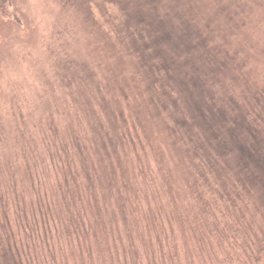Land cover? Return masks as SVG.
Wrapping results in <instances>:
<instances>
[{
    "label": "rangeland",
    "instance_id": "obj_1",
    "mask_svg": "<svg viewBox=\"0 0 264 264\" xmlns=\"http://www.w3.org/2000/svg\"><path fill=\"white\" fill-rule=\"evenodd\" d=\"M239 6L250 12L246 21L251 24L234 31L221 0H0V135L6 136L0 142V192L2 187L6 201L5 189L14 191L8 193L17 209L10 242L21 250L24 245L27 252L22 257L18 248L2 247L1 253L9 251L13 260L2 256L1 264H131L123 256L121 263H113L118 255L110 251L120 248L117 232L132 213L143 235L149 223L153 236L169 239L160 247L156 238L144 237L158 254L153 264H242L248 241L241 237L239 244L237 231L250 232L254 261L264 264V206L217 210L223 226L225 217L229 220L231 240L223 229L197 234L201 222L196 212L190 217L192 232L182 231L186 215L181 210L190 202L189 183L195 187L190 177L196 175H190L192 145L184 139L190 131L198 136L199 127L189 122L199 124L202 117L208 128L215 124L213 130L220 132L230 124L223 101L230 96L247 102V91L264 111V22L256 25L264 9ZM130 16L142 18L129 29ZM206 30L219 44L218 52L239 50L233 64L234 53L226 52L228 74L220 69L213 81L200 76L206 70L200 60L205 45H194L208 38ZM130 31L143 34V42L152 40L158 56L177 70L171 74L167 65L160 72L154 65L150 70L134 50ZM240 53L248 56L238 66ZM156 74L164 78L157 82ZM73 87L83 99L104 93L110 101L104 106L112 114L104 122L97 115L92 119L95 128L110 127V136H102L96 151L85 146L89 141L81 134V119L63 101V91ZM245 120L253 121L252 112ZM70 145L75 152L70 153ZM256 193L252 189L254 200ZM152 210L155 223L148 217ZM140 240L133 239L130 253L145 255ZM5 242L10 243L2 233L0 243Z\"/></svg>",
    "mask_w": 264,
    "mask_h": 264
},
{
    "label": "flooded vegetation",
    "instance_id": "obj_2",
    "mask_svg": "<svg viewBox=\"0 0 264 264\" xmlns=\"http://www.w3.org/2000/svg\"><path fill=\"white\" fill-rule=\"evenodd\" d=\"M173 62V61H172ZM174 63V62H173ZM175 64V63H174ZM171 65V63H170ZM172 66V65H171ZM70 83H72V79H70ZM75 86V82H73ZM62 87V84H59ZM58 85V87H59ZM71 92V94H68ZM115 92H117L115 90ZM119 92H122L119 90ZM106 93V92H105ZM108 94V93H106ZM109 95V94H108ZM65 99L66 105L68 107L70 106V109L75 110V115L76 118L79 116L81 121L79 122L77 119V122L79 123L80 129H81V134L83 135V139H87L89 142L85 143V146H90V148L94 151L97 150V146L100 141H104L105 138L102 136H110V127L107 126L106 128H95L92 125V119L94 118V115H97L101 118V120L104 122L106 118H108L112 113L108 112L105 110L104 103L110 102L108 101L107 97L102 94H95L91 99L86 100L83 99L79 92H76L74 87L72 90L66 88L65 91H63V101ZM54 109V107L52 108ZM23 116V114H22ZM23 118V117H22ZM75 118V120H76ZM86 118L88 119V122L86 121ZM82 122H85L86 125L89 128H85L82 126ZM36 124V123H35ZM45 123H43L44 126ZM214 125H211V128H209L210 132L207 134L200 135L197 130L196 133L198 136L194 134L193 131H190L188 133V139H184L186 143L189 144V142L192 145V148L189 147L188 151L189 154L188 156L191 159V174H196L190 178H194L195 180V187H192V185L189 183V198L190 202L188 206L183 208L181 212H184L183 215L185 216L184 219V226L182 227V231H190L192 232V222L190 220V217H192V213L196 212L197 215L196 217L199 218L201 222V227L199 229V233L203 236L205 234L215 230L217 232H221L223 229L222 221H221V214L217 211L218 209H222L224 206H230L231 209H236L238 205V198L240 189L237 186V179H236V173H237V166H236V158L237 154H233L230 156L231 158V171L224 170L223 171V166L224 164H228V161L225 159V157L221 152L222 150V143L219 142V138L221 137V130L220 132L213 130ZM113 129H116L113 127ZM222 129V128H221ZM215 132V133H214ZM6 136L0 135V142L1 139L4 141ZM70 140H72V134L69 135ZM217 138L218 143H214V139ZM202 139H206L204 142L201 143ZM78 140H80L78 138ZM5 142V141H4ZM91 142V143H90ZM6 145V143H4ZM197 144H200L198 150L193 149L197 146ZM8 146V145H6ZM231 146V145H230ZM71 148H69L70 153L75 152V149L73 145H70ZM192 150L194 153L192 154ZM197 151V152H196ZM217 152L218 155H216L214 152ZM219 152V153H218ZM61 159H66L65 157H62ZM230 161V159H229ZM196 172V173H195ZM215 176V177H214ZM230 179L231 184H232V189L231 192L227 194V196L223 195L224 189H223V183L227 182V179ZM8 193L13 194V189L12 188H7L5 189ZM6 195V201L4 200L5 195L4 194V189L1 187V192H0V235L2 233H5V238L8 237L9 242H10V237L14 235L13 231V226L11 222V217L16 219V213L17 209L14 204V198L9 197V195ZM218 193L219 196L217 198L210 196L211 194ZM198 196H197V195ZM222 195L224 198H222ZM201 199V201H199ZM222 199H223V204H222ZM237 202V204H236ZM229 203V205H228ZM167 210V206L165 205L164 208ZM215 210V211H214ZM180 212V213H181ZM97 213V212H96ZM150 215L148 217L149 221L152 223H155V216L152 214L153 210L148 212ZM212 213L213 217H212ZM12 214V216H10ZM25 214V213H24ZM133 213L131 216H129V220L127 221L126 219L123 218L122 220V227L118 230V235L119 241H116V244H119L120 248H115V250L110 251L111 254H114V252H117L118 258L115 256V262L121 263V257L123 256L124 259L130 258L131 259V264H153V259L155 258L156 255V250H154V245L149 244L146 240H144V237L146 236H152L156 238L159 242H157L158 246H163L165 242H169L168 238H161L159 236L155 237L152 234V228L151 224L147 223L143 229H144V235L142 234V223H138L137 219L134 217L132 218ZM167 218L170 217L169 212L166 213ZM21 224L23 225L22 219L19 218ZM198 220V219H197ZM130 221L133 222V225L130 224ZM19 225V224H18ZM209 225H213L214 227L209 228ZM215 225L220 227V230L215 229ZM5 227V230L2 231V229ZM6 227L9 229L6 230ZM30 228V226H29ZM203 229H207L202 231ZM23 231L26 233L28 230L23 226ZM141 238L140 242V249L142 252L145 251V255H140L139 252H131L130 253V247H132V241L136 236ZM198 234V233H197ZM196 234V236H197ZM38 236V235H37ZM40 236L42 237V231H40ZM31 237L33 239L36 238L35 233ZM25 238H27L25 236ZM43 238V237H42ZM164 239V240H163ZM134 242V241H133ZM135 245V244H134ZM5 247V248H18L19 249V255L22 257H27V252L25 251V246L23 245V250H21L16 244H11L8 243L2 244L0 243V248ZM28 247V246H27ZM160 249V248H159ZM136 250V249H133ZM160 252V251H159ZM125 253H128L126 255ZM162 253V252H160ZM165 255V254H163ZM5 256L8 257L10 260H13V257L9 251H5L1 253L0 251V257ZM162 257V256H161ZM134 260L136 262H134ZM1 264V263H0Z\"/></svg>",
    "mask_w": 264,
    "mask_h": 264
},
{
    "label": "trees",
    "instance_id": "obj_3",
    "mask_svg": "<svg viewBox=\"0 0 264 264\" xmlns=\"http://www.w3.org/2000/svg\"><path fill=\"white\" fill-rule=\"evenodd\" d=\"M221 2L224 7V11L226 12L224 17L225 18L231 17L234 21L233 23L234 31H236V29L240 28L241 26L251 24V22L246 21V20H251L250 12L248 10H244L243 8H240L239 6L240 4L243 5V3H246L248 7H250V5H253V7L255 8V12H258L261 8L264 9V0H221ZM232 4L234 5L232 7L235 10L234 12H230L228 10L229 8H231ZM130 18H129L130 21L129 29L133 28L132 24L137 23V20L142 17L130 16ZM260 21L264 22V14L263 16H260L258 20H256L257 28L260 27ZM142 22L144 21H141L140 23ZM262 29L264 31V28ZM204 33H203L204 38L207 36L208 38H206L205 41H202V37H200L201 40H196L194 44L196 46H198L201 43L205 45V48L201 53L200 60L205 65L206 70L203 72H201L200 70V72L202 73V75L200 74V76L201 77L204 76L207 81L210 78L212 79V81L214 79L218 80V75L221 74L220 69L224 71L223 73L226 75L228 74L229 71L227 68L229 57H228V53L226 52L234 53L232 61L230 60L231 61L230 63L233 64L234 63L233 60L236 58V55L239 52V50L235 51V48L234 50H232L233 47L230 48L227 47L224 51L223 49H221L220 52H218L219 44L216 43L214 44L212 42L213 38H211L208 35L212 33L208 32V30H206L205 34ZM130 34L135 35V32L130 31ZM139 35H143V34H139ZM139 35H135L134 50L137 51V55L140 57V60L148 67H150V70H153V65L156 66L157 70L160 68L161 65L162 66L167 65L169 68L168 70L171 72V74H173L175 70H177L176 67L174 68L173 66H171L169 60H165L163 59V57L161 58L158 56V53L155 50V48L158 47L154 45L152 40H149L148 42H143L141 38L139 40ZM127 37L128 36L126 35V39ZM215 38L217 39L222 38L224 43L226 42L227 44L233 45L232 41H229L228 38L224 35L223 36L216 35ZM243 44L244 43L241 44L240 42V45ZM247 56L248 55H246L245 53H240L239 57L240 59L243 58V61L241 63L239 61H236L237 65L239 66L242 63H246L245 60H247ZM158 71L160 72V69ZM238 73L242 74L239 77V79H241L243 76V69L241 67L238 69ZM182 75L184 76L187 75V72L182 73ZM146 77L151 79L149 76ZM225 77L227 79H230L227 76ZM163 78L164 76L162 74L158 78L156 74L157 82L161 81ZM255 88H259L258 85ZM251 92L247 91L245 93V98H243V101L246 100L247 98V102L240 103L238 100L230 96L227 97L225 101H223L225 104V110L230 113V117L228 118L230 124L226 122V124L223 125L221 129V137L224 139V142L222 143L221 152L224 156H227L225 157V159L228 161V164H224L223 170H227V171L231 170L230 156L232 155V149H235L238 152L236 158V166H237L236 179H237V186L240 189L239 192L240 198L238 200L237 207H241L244 209H251V208L256 209V207L258 208L260 206L261 207L264 206V135H262L261 133L264 132V111L261 109L260 103L258 104L255 102L253 103L254 98L248 96ZM204 103L209 104L205 100ZM242 106L246 107L247 109L246 112L243 111ZM251 112L253 114V121L248 122L245 119L248 118ZM194 114L197 115V113ZM189 123H195V126L199 127L197 131L200 135L207 134V132L208 133L210 132L207 123L203 121L202 117H200L198 121L199 124H197L196 122H189ZM189 123H187V125H189ZM199 146L200 144H197V146L193 149L198 150ZM193 153L194 151L192 150V154ZM230 179L231 178L227 179V182L223 183L224 196H227V194L231 192L232 184ZM252 189L257 190L256 193L257 200H254L251 197ZM246 190L249 192V194H247L246 197H244ZM225 207L228 210L230 209V206H225ZM228 223L229 220H226L225 217V223L223 226V233H224L223 235L226 236L227 240L228 239L231 240L230 236H232V234ZM212 227L214 226L209 225V228ZM248 235H245L237 231V242L239 244L242 243L240 240L241 237H245V239L248 241V244L244 246V253H243V257H241V262L242 264H256V261H254V254H255V245L253 244L254 241L251 242L249 240L252 239L250 232H248ZM249 254L251 255L250 257L248 256Z\"/></svg>",
    "mask_w": 264,
    "mask_h": 264
}]
</instances>
